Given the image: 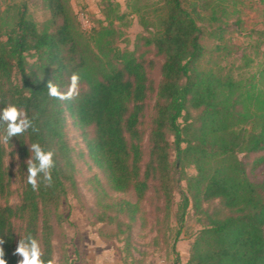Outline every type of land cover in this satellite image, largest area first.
I'll return each mask as SVG.
<instances>
[{
  "label": "trees",
  "instance_id": "16d2710c",
  "mask_svg": "<svg viewBox=\"0 0 264 264\" xmlns=\"http://www.w3.org/2000/svg\"><path fill=\"white\" fill-rule=\"evenodd\" d=\"M42 2L50 14L43 24L25 4L0 11V107L24 108L37 129L0 142L7 264H17L27 232L55 263L62 203L81 195V159L105 179L87 181L97 221L116 225L128 244L148 204L155 221L175 220L177 236L191 211L200 219L187 264H264V170L248 173L264 166V27L247 32L241 17L244 8L264 17V0H129L128 12L100 0L103 19L90 30L71 0ZM134 17L143 32L131 47ZM240 32L246 40L237 44ZM74 72L78 96L48 94L49 81L65 90ZM33 142L55 153L53 185L36 191L25 174ZM130 192L136 202L113 197Z\"/></svg>",
  "mask_w": 264,
  "mask_h": 264
},
{
  "label": "rangeland",
  "instance_id": "374dc122",
  "mask_svg": "<svg viewBox=\"0 0 264 264\" xmlns=\"http://www.w3.org/2000/svg\"><path fill=\"white\" fill-rule=\"evenodd\" d=\"M116 1L121 3L123 11L128 12L129 0ZM71 2L86 30L92 28L95 19H103L99 7L100 0H71ZM13 4H25L30 15L39 24L45 23L50 18L42 0H0V11ZM241 17L247 32L264 27V17L259 11L244 8ZM142 32L138 18L134 17L131 27L127 30L131 47L137 35ZM247 32L234 33L233 41L242 44L246 40ZM155 76L157 72L156 74L154 72ZM68 131L76 148H82L84 145L80 133L71 119L68 120ZM7 163L11 165L12 160L9 159ZM263 170L264 166L248 167V173L253 178L259 177ZM95 174L105 183L101 172L92 168L89 160L81 159L78 173L81 195H70L62 203L61 212L66 221L57 231L54 264H175L177 258L183 264H187L193 238L202 228L201 223L198 222L200 219L193 211L187 216L182 232L177 236L178 228L174 219L170 222L155 221L153 209L148 204L145 205V214L134 224L128 244L127 234L118 236L116 225L97 221L100 210L91 189L92 185L87 182ZM113 197L136 202V196L132 192L114 193ZM179 200L180 196L176 194V203ZM14 201L12 199V202Z\"/></svg>",
  "mask_w": 264,
  "mask_h": 264
},
{
  "label": "clouds",
  "instance_id": "9594fccd",
  "mask_svg": "<svg viewBox=\"0 0 264 264\" xmlns=\"http://www.w3.org/2000/svg\"><path fill=\"white\" fill-rule=\"evenodd\" d=\"M80 75L74 72L69 77V84L65 90L54 81L47 84L48 94L62 100H70L79 95ZM0 142L9 143L13 137L20 136L29 130L36 132L34 119L28 112L14 103L0 107ZM31 155L26 161V184L33 191L38 190L41 183L51 187L53 185L52 170L55 168L54 151L46 149L39 142H33L28 146ZM4 240L0 238V245ZM4 250L0 247V264H7ZM14 255L20 257L17 264H54L52 259H46L42 251L40 241L31 233L27 232L19 240L14 250Z\"/></svg>",
  "mask_w": 264,
  "mask_h": 264
}]
</instances>
